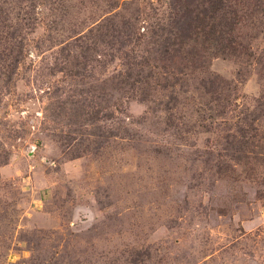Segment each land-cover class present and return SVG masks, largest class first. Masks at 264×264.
Here are the masks:
<instances>
[{
  "label": "rangeland",
  "instance_id": "374dc122",
  "mask_svg": "<svg viewBox=\"0 0 264 264\" xmlns=\"http://www.w3.org/2000/svg\"><path fill=\"white\" fill-rule=\"evenodd\" d=\"M95 1L0 0V48L23 52L13 69L0 58V264H264V114L240 160L233 126L204 130L209 112L176 133L109 91L111 116L82 124L72 108L98 98L76 90L97 81L58 69L68 37L101 19ZM139 1L157 15L168 2ZM210 69L236 85L241 115L255 108L253 62Z\"/></svg>",
  "mask_w": 264,
  "mask_h": 264
},
{
  "label": "trees",
  "instance_id": "16d2710c",
  "mask_svg": "<svg viewBox=\"0 0 264 264\" xmlns=\"http://www.w3.org/2000/svg\"><path fill=\"white\" fill-rule=\"evenodd\" d=\"M101 1L105 6L101 19L85 33L68 37L70 50L58 69L82 84L91 76L97 81L75 89L77 95L84 92L98 98L96 106L89 99L72 108L82 124L111 116L107 108L112 91L120 103L136 100L161 112L162 123L176 133L193 128L192 113L205 120L204 113L209 112L205 114L210 126L204 130L223 119L234 127L236 158H247L251 139L254 149L258 145L256 131L264 114V45L257 54L252 48L253 40L264 33V0H168L158 15L139 0ZM18 50L2 45L0 58L5 66H17L23 54ZM215 58L253 62L260 90L252 111L241 115L243 104L236 85L210 69ZM95 63L98 77L91 74ZM113 63L114 68L106 72ZM63 106L62 101L59 114ZM97 145L87 150L92 152ZM82 152L86 151L72 156ZM248 154L257 156L254 150Z\"/></svg>",
  "mask_w": 264,
  "mask_h": 264
}]
</instances>
